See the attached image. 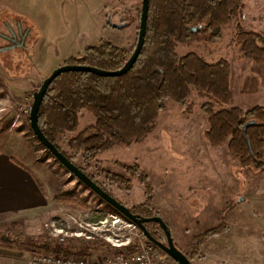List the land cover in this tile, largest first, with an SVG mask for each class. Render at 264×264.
Wrapping results in <instances>:
<instances>
[{
	"label": "rangeland",
	"instance_id": "1",
	"mask_svg": "<svg viewBox=\"0 0 264 264\" xmlns=\"http://www.w3.org/2000/svg\"><path fill=\"white\" fill-rule=\"evenodd\" d=\"M241 3L242 13L222 28L217 39L195 32L189 42L177 43L181 56L193 51L210 62H230L229 102L220 104L191 87L185 104L173 99L165 102L155 126L141 141L112 146L98 155L105 166L137 163L143 169L145 183L132 179L129 190L112 186L111 191L130 206L150 201L183 250L190 252L194 238L207 230L221 223L227 226L207 238L194 264H264V172L241 167L225 145L213 146L204 135L205 103L212 102L214 110L264 105V64L246 56L237 40L240 29L264 35V0ZM141 6L142 0H0V16L5 18L8 11L16 22V29L7 26L9 34L29 32L25 45L4 55L0 51V151L27 165L35 176L34 186L48 198V205L32 215L3 218L0 253H17L23 260L41 252L39 244L32 243L41 234L31 231L53 220L68 227L63 235L67 241L83 238L96 244L92 254L112 252L110 243L96 232L91 238L77 237V219L86 221L93 213L77 200L117 213L40 144L28 127L25 110H30V92L65 59L81 55L86 46L102 38L121 47L136 43ZM108 19L126 25L113 27L107 25ZM95 120L92 113L81 110L77 128L62 139L63 148L68 149L67 138ZM66 191H72V200L66 199ZM52 237L53 242L59 239Z\"/></svg>",
	"mask_w": 264,
	"mask_h": 264
},
{
	"label": "trees",
	"instance_id": "2",
	"mask_svg": "<svg viewBox=\"0 0 264 264\" xmlns=\"http://www.w3.org/2000/svg\"><path fill=\"white\" fill-rule=\"evenodd\" d=\"M243 7L241 0H149L144 44L131 69L116 76H102L88 71L60 73L48 86L40 105L38 123L41 130L65 156L113 197L112 186L129 190L132 179L145 183L147 175L137 163L115 162L113 167L105 166L98 155L112 146L141 141L155 126L165 102L173 99L185 104L191 87L210 95L220 104L229 102L230 62L226 59L210 62L193 51L181 56L177 51V43L189 42L195 32H205L210 39H217L221 36L222 28L240 15ZM140 14L141 10L139 22ZM121 24L126 25L125 21ZM107 25H111L108 20ZM192 27H196V30H191ZM28 34L25 29L18 37H7L9 43L5 48L25 45ZM237 40L246 56L260 65L264 64V35L240 29ZM135 46L136 43L121 47L102 38L98 43L86 46L81 55L68 57L63 64L117 70L128 61ZM40 85L36 86V90ZM34 91L30 92L29 107L33 102ZM213 106L212 102L203 105L208 122L204 130L207 141L213 146L225 145L241 167L264 172V124L250 125L243 130L249 120L264 122V105H255L246 110L239 105L218 110H214ZM81 110L92 113L96 120L76 136L67 138L68 149H64L62 139L77 128ZM27 122L31 133L38 140L30 127L29 113ZM13 159L19 163L16 158ZM64 195H67L66 199H73L72 191H66ZM77 201L82 208L93 212L88 220H98L112 213L106 207L100 209L96 205H89L86 199ZM107 205L113 212L122 215L110 204ZM125 205L140 217L160 216L150 201ZM144 226L157 240L166 239L157 222L147 221ZM226 228L221 223L194 238L190 252L175 244L194 264L193 258L199 254L207 238ZM40 236L39 240L34 237L32 243L39 244L41 252L45 253L77 257L92 254L96 247L94 241L83 238L74 239L76 242L65 238L53 242V237L47 233ZM77 242L81 244L77 246ZM134 247L131 244L125 249L131 251Z\"/></svg>",
	"mask_w": 264,
	"mask_h": 264
},
{
	"label": "built area",
	"instance_id": "3",
	"mask_svg": "<svg viewBox=\"0 0 264 264\" xmlns=\"http://www.w3.org/2000/svg\"><path fill=\"white\" fill-rule=\"evenodd\" d=\"M27 113L30 110H25ZM44 222L42 226L32 229V234H48L63 239L68 227L55 223ZM100 234L110 244L112 252L97 253L84 256H65L36 252L31 258V264H179L168 253L148 240L136 223L128 218L114 213H107L98 220H78L77 237H93L92 233ZM131 244L135 247L127 251Z\"/></svg>",
	"mask_w": 264,
	"mask_h": 264
},
{
	"label": "water",
	"instance_id": "4",
	"mask_svg": "<svg viewBox=\"0 0 264 264\" xmlns=\"http://www.w3.org/2000/svg\"><path fill=\"white\" fill-rule=\"evenodd\" d=\"M149 10V0H142L141 14H140V23L138 29V36L136 46L129 57L128 61L117 70H105L99 69L97 67L88 66V65H79V64H62L57 67L48 77L44 78L38 90L33 93V102L30 107L29 118H30V127L34 135L38 138L40 143L67 169V171L74 176L76 179L81 181L87 187H89L94 193H96L101 199L110 204L112 207L117 209L122 215H124L129 220L133 221L138 225L142 230L144 235L148 238L149 241L157 245L159 248L168 253L173 259H175L179 264H192L191 260L187 255L175 244L168 225L162 220L158 215L151 217H140L133 214L129 207L121 203L115 197L110 195L108 192L103 190L99 184L94 182L83 170H81L76 164H74L67 156H65L43 133L38 123V111L42 100L45 96L48 86L51 84L54 78H56L60 73L65 71H88L93 72L102 76H116L126 73L136 62L141 49L144 44L147 18ZM109 23L113 27H121L122 24L112 23L108 19ZM191 30H196V27H192ZM264 122H256L255 120H249L245 123L243 130L250 125H261ZM147 221H154L159 224L163 229L166 235V242H162L154 238L151 233L146 229L144 223Z\"/></svg>",
	"mask_w": 264,
	"mask_h": 264
},
{
	"label": "crops",
	"instance_id": "5",
	"mask_svg": "<svg viewBox=\"0 0 264 264\" xmlns=\"http://www.w3.org/2000/svg\"><path fill=\"white\" fill-rule=\"evenodd\" d=\"M10 15L7 11L6 15H3L5 18L0 16V51L2 55L20 47L5 48L9 43L6 38L11 37L7 26L16 29V22ZM17 32L18 30L15 37L21 34V32ZM13 158L15 157L11 154L0 151V222L9 216L19 214L27 216V214L33 213L35 209H41L48 205V198H45V193L34 186L36 180L31 169L22 161L16 158L18 163ZM0 264H31V261L30 257L20 260L17 253L4 252L0 253Z\"/></svg>",
	"mask_w": 264,
	"mask_h": 264
},
{
	"label": "flooded vegetation",
	"instance_id": "6",
	"mask_svg": "<svg viewBox=\"0 0 264 264\" xmlns=\"http://www.w3.org/2000/svg\"><path fill=\"white\" fill-rule=\"evenodd\" d=\"M161 241H162V242H166V239H162Z\"/></svg>",
	"mask_w": 264,
	"mask_h": 264
}]
</instances>
